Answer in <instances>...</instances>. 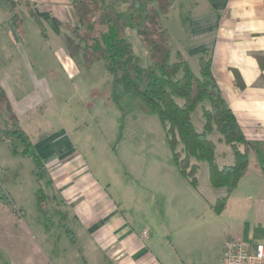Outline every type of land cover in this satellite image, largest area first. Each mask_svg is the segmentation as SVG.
I'll list each match as a JSON object with an SVG mask.
<instances>
[{
    "label": "rangeland",
    "instance_id": "obj_1",
    "mask_svg": "<svg viewBox=\"0 0 264 264\" xmlns=\"http://www.w3.org/2000/svg\"><path fill=\"white\" fill-rule=\"evenodd\" d=\"M14 1L19 9L0 0V88L9 89L18 100L35 97L43 104L37 112L43 123H32L34 112L27 111L19 117L20 127L32 141L43 132L67 136L137 232L153 220L146 244L165 264H222L226 243L242 241V231L248 228V232L254 220L247 219L257 209L255 196L259 198L250 189L251 176L216 213L214 207L227 196V189L210 187L206 162H200L195 188L180 174L167 127L145 97L114 84L102 61L89 64L82 51L69 56L67 26H61L60 34L46 24L42 28L29 16L27 2ZM193 2L173 0L161 12V24L171 36L170 63L176 60L177 44L186 42L185 19ZM158 6L156 2L154 7ZM117 10L128 24L123 34L140 66L158 70L128 6ZM16 15L23 17L19 27L13 24ZM191 64L199 75V62L194 59ZM9 119L1 102V131L13 132ZM192 119L202 131L201 107ZM210 138L216 143L218 165L231 164V148L218 141L216 132ZM23 150L13 134L0 142V185L15 208L0 203V264H70L80 252L71 251L74 246L68 237L75 218L62 205L48 175L41 174ZM250 168L257 169L254 156ZM242 199L245 204H238Z\"/></svg>",
    "mask_w": 264,
    "mask_h": 264
},
{
    "label": "crops",
    "instance_id": "obj_2",
    "mask_svg": "<svg viewBox=\"0 0 264 264\" xmlns=\"http://www.w3.org/2000/svg\"><path fill=\"white\" fill-rule=\"evenodd\" d=\"M22 1L27 2L29 16L32 10L44 21V27L46 24L59 34L62 25L69 29L78 22L70 0ZM193 1V9L185 19L186 42L183 46L177 44L176 57L180 54L192 69V60L199 62L201 55L207 52L212 59V76L246 138L264 141V0ZM168 36L170 41L169 32ZM2 89L18 119L30 111L34 112L32 123L42 122L37 113L43 105L41 100L35 97L18 100L9 89ZM31 142L51 186L76 221L74 228L68 231V237L74 246L71 251L80 252L70 264H165L146 244L154 230L153 220L144 223L145 226L137 232L122 217L108 187L92 175L85 159L67 136L43 132ZM255 166L257 169L252 171L250 168L230 195L221 197L228 198L227 205L236 197L242 182L251 176L250 189L259 198L255 196L257 209L247 218H254L249 231L246 232L248 228H245L240 237L249 246L264 244V174L256 159ZM261 191L263 195L258 193ZM252 198L249 196L248 200ZM237 202L245 204L244 199ZM144 231H148L146 239L143 238Z\"/></svg>",
    "mask_w": 264,
    "mask_h": 264
},
{
    "label": "trees",
    "instance_id": "obj_3",
    "mask_svg": "<svg viewBox=\"0 0 264 264\" xmlns=\"http://www.w3.org/2000/svg\"><path fill=\"white\" fill-rule=\"evenodd\" d=\"M173 0H70L78 20L65 36L69 55L82 51L87 63L102 61L113 76L116 85L142 94L163 124L167 127L169 145L180 174L193 186L198 185L200 162L209 168L210 185L226 188L232 193L250 169L251 156L264 174V141L246 138L236 116L221 94L211 73L212 59L205 52L199 58L200 74L196 75L180 54L170 63L171 46L166 29L161 24V12H165ZM8 2L19 9L14 0ZM158 3V9L154 7ZM127 5L133 24L139 27V35L158 64V70L140 66L132 44L124 37L128 26L117 10ZM142 8L140 11L138 8ZM135 9L138 11L135 12ZM32 17L44 28L43 22L30 10ZM23 17L16 15L13 24L20 26ZM132 26V25H131ZM5 103L11 131L0 130V142L8 135H15L22 143L23 155H29L41 174L45 167L31 139L20 127L18 117L12 111L5 91L0 88V103ZM201 107L204 126L198 131L192 113ZM219 135V142L226 143L233 152V163L220 167L217 163L216 143L210 138ZM18 154L17 150L14 151ZM50 182V180H49ZM227 197L217 201L216 213H221ZM0 203L15 209L0 185Z\"/></svg>",
    "mask_w": 264,
    "mask_h": 264
},
{
    "label": "built area",
    "instance_id": "obj_4",
    "mask_svg": "<svg viewBox=\"0 0 264 264\" xmlns=\"http://www.w3.org/2000/svg\"><path fill=\"white\" fill-rule=\"evenodd\" d=\"M148 231L143 232V238ZM222 264H264V244L249 246L241 241H229L224 248Z\"/></svg>",
    "mask_w": 264,
    "mask_h": 264
}]
</instances>
